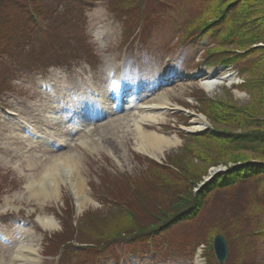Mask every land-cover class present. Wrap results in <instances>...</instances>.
<instances>
[{
	"label": "rangeland",
	"instance_id": "1",
	"mask_svg": "<svg viewBox=\"0 0 264 264\" xmlns=\"http://www.w3.org/2000/svg\"><path fill=\"white\" fill-rule=\"evenodd\" d=\"M69 1L75 20L62 21L61 15L58 20L62 23L57 27L50 25L44 35L49 44L47 53L56 50L61 62L54 58L57 63L50 65L49 53L41 54L39 63L28 62L29 68L16 66L18 71L11 74V91L0 97V264H12L14 249L26 242L35 244L34 255L38 261L35 264H212V259L219 264L212 249L217 232L210 233L216 220L203 213L196 220L173 228L165 236L169 240L167 243L161 238L117 244L106 252L96 249L93 252L101 253L91 256H87L89 253L85 250L88 245L74 239L61 247L59 240H65L61 232L71 223L75 225L81 221L82 227L96 228L118 219L113 209L102 206L106 201L102 191H107L110 181L142 180L149 174L153 177L150 160L162 164L174 154L184 155L185 148L197 145L188 135L213 132L210 119L202 113L203 99H221L237 106L254 104L261 110L260 116L264 115L261 99L253 100L252 94L256 92L242 86L248 74L240 68L245 61L248 64L249 59L217 64L216 59L202 57V48L210 40L206 36L195 47L181 45L178 23L192 13L187 5L189 0H163L164 3L145 0L147 5L152 2L154 6H162L156 16L148 17L145 30L138 23L139 18L132 21L122 12L112 10L109 0ZM61 6L53 4L51 9L57 12L53 14L54 19ZM36 40L39 41V36ZM260 45L264 44L257 46ZM39 50L40 45L30 52ZM208 72L230 75L231 83L223 84L210 96L198 84ZM115 85L121 89H115L113 94ZM101 90H108L113 97L119 95L120 101L108 99L106 111L100 117L92 118L89 110L99 106L70 109L66 104L70 95L100 99L96 95L101 94ZM163 91L170 92V102L152 111L159 114L158 121L148 128L174 138L175 144L158 158H152L137 151L130 130L113 135L106 124L135 114L137 108L147 109L152 97ZM72 120L75 125L71 124ZM33 127L36 131L46 127L54 131L59 127L63 138L53 135L45 139L44 149L47 152L70 149L79 156L77 168L63 171L57 193L43 204H38L26 191L29 180L26 174L30 171L23 168L20 157L23 154L39 159L36 151L43 142L39 145L37 140L42 134L29 129ZM90 127V138L99 144L86 150L76 139ZM21 129L27 130V140L32 139L31 142L22 141ZM109 141H115L111 148ZM12 150L17 154L7 157ZM211 168L224 172L227 166L210 167L207 173ZM76 178L80 179L81 189L76 187ZM200 183L194 190L207 182L201 187ZM258 213L257 210L254 215ZM43 214L54 219L55 228H42L37 218ZM202 230L206 232L202 234ZM254 241L255 250L252 251L256 252L257 264H264V241L257 238ZM228 259L229 253L226 262Z\"/></svg>",
	"mask_w": 264,
	"mask_h": 264
},
{
	"label": "trees",
	"instance_id": "2",
	"mask_svg": "<svg viewBox=\"0 0 264 264\" xmlns=\"http://www.w3.org/2000/svg\"><path fill=\"white\" fill-rule=\"evenodd\" d=\"M55 2L62 6L54 19ZM114 2L108 1L112 10L132 21L139 18L142 29L148 17L162 8L152 2L149 6L145 0ZM187 5L192 13L178 23L181 45L195 47L206 36L210 40L202 48V57L216 59L217 64L249 59L240 68L248 74L242 86L256 92L253 100L260 98L264 104V45L257 46L264 44V0H189ZM60 16L62 21L75 20L69 0H0V97L11 91L16 66L29 68L28 62L39 63L41 54L49 55L44 35L50 25L62 23ZM38 45V52H30ZM58 55L51 50L50 65L61 62ZM202 110L213 132L188 135L197 145L185 148L184 155L174 154L162 164L150 160L153 177L110 181L107 191H102L106 200L102 206L113 209L118 219L96 228L82 227L81 221L71 223L61 232L65 238L59 240L61 247L74 239L87 244L85 250L91 256L117 244L161 238L167 243L165 236L173 228L203 213L216 220L210 233H221L227 240L226 264H257L254 239L264 241V115L254 104L237 106L221 99H203ZM220 164L226 170L194 190L208 169ZM96 249L101 251L93 252ZM212 264L217 263L212 259Z\"/></svg>",
	"mask_w": 264,
	"mask_h": 264
},
{
	"label": "bare ground",
	"instance_id": "3",
	"mask_svg": "<svg viewBox=\"0 0 264 264\" xmlns=\"http://www.w3.org/2000/svg\"><path fill=\"white\" fill-rule=\"evenodd\" d=\"M232 77L230 75L222 74L221 72H208L205 73L204 77L198 82V84L208 93V95L212 96L216 92L219 91L220 86L225 83H231ZM116 87V88H115ZM113 87L112 93H114L115 89H121L120 86L115 85ZM101 94H97L96 98H91L90 95H84L80 98L76 96H68L70 97L67 101V105L70 109H80V108H91L93 106H106L109 104L107 102L111 97L115 99V102L118 103L119 95L112 96L109 91L101 90ZM103 93H107L106 97L103 96ZM110 96V97H108ZM171 94L170 92H161L152 97L149 101L150 107L147 109L140 110L137 108L136 113H131L126 115L125 117L118 119H113L109 121V124H106L109 128H107L113 135H117L126 131V129L131 131V134L134 137V140L137 144V151L139 153L145 154L152 158H158L161 154L166 150L170 149L175 144V139L170 138L163 133L156 132L154 130L149 129L148 127L155 126L158 121V115L153 113L157 107L166 106L170 102ZM109 108V107H107ZM55 111V110H54ZM49 113V111H47ZM61 117V116H60ZM71 122L72 125H75L74 120ZM34 128V129H33ZM29 128L35 132H40V138H38L39 145L41 141L43 142L40 145V150L36 151L38 153V160H34L29 156H25L21 154V163H23V168L30 171V173L26 174L29 180L27 181L26 191L28 195L35 200L38 204H43L45 200H48L50 197L55 195L58 191V184L63 180V171L64 170H75L77 168V164L79 163V156L76 154L75 150L68 149L67 151H53L47 152L44 149V145H46L45 139L49 140L53 135L58 136L59 139L63 138V131L60 130L59 127H56L54 131L46 128H41L36 131L35 127ZM92 128L90 127L87 131H83L77 137V141L79 145L84 147L86 150L92 149L99 144L96 140L91 139ZM20 138L22 141L24 139L27 142H31V140H27L28 136H26L27 130H19ZM61 131V132H60ZM59 132V133H56ZM89 135V136H88ZM107 141V140H106ZM105 141V142H106ZM103 142V141H102ZM115 141H109L108 145H111ZM75 146V145H74ZM118 145H116L117 147ZM16 155L17 152L12 150L11 153L7 155ZM12 158V156H10ZM36 167V168H35ZM23 169V170H24ZM76 187L77 189H81L80 179L76 178ZM38 223L44 229L51 230L56 227V222L52 217H49L45 214L38 216ZM35 244L32 242L24 243L19 245L14 249L12 253V264H35L37 263V258L35 257Z\"/></svg>",
	"mask_w": 264,
	"mask_h": 264
},
{
	"label": "water",
	"instance_id": "4",
	"mask_svg": "<svg viewBox=\"0 0 264 264\" xmlns=\"http://www.w3.org/2000/svg\"><path fill=\"white\" fill-rule=\"evenodd\" d=\"M221 172L219 169L211 168L207 173V176L204 178V181L200 183V187L204 185L205 181L208 182L212 177L218 175ZM212 249L214 256L219 264H224L227 260L229 249L227 240L221 233H216L212 240Z\"/></svg>",
	"mask_w": 264,
	"mask_h": 264
}]
</instances>
